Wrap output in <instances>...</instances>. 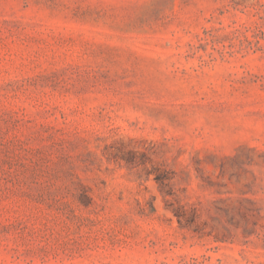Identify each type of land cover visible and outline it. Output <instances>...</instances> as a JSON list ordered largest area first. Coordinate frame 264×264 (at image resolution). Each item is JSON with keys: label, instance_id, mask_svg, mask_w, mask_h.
<instances>
[{"label": "rangeland", "instance_id": "rangeland-1", "mask_svg": "<svg viewBox=\"0 0 264 264\" xmlns=\"http://www.w3.org/2000/svg\"><path fill=\"white\" fill-rule=\"evenodd\" d=\"M0 264H264V0H0Z\"/></svg>", "mask_w": 264, "mask_h": 264}]
</instances>
